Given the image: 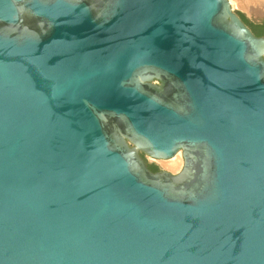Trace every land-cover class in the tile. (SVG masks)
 <instances>
[{
  "label": "water",
  "instance_id": "obj_1",
  "mask_svg": "<svg viewBox=\"0 0 264 264\" xmlns=\"http://www.w3.org/2000/svg\"><path fill=\"white\" fill-rule=\"evenodd\" d=\"M0 264H264V35L228 0H0Z\"/></svg>",
  "mask_w": 264,
  "mask_h": 264
},
{
  "label": "rangeland",
  "instance_id": "obj_2",
  "mask_svg": "<svg viewBox=\"0 0 264 264\" xmlns=\"http://www.w3.org/2000/svg\"><path fill=\"white\" fill-rule=\"evenodd\" d=\"M255 1H257V2H255ZM253 5L255 7H257L258 10L260 9V12H261L260 14L255 15L253 13H250L247 9H245L244 7H242L240 5L231 4L232 8L234 9V11L236 13L243 14L248 20L253 21V22H258V23H264V0H254ZM177 154L180 157V159H182L181 152L178 151ZM146 160L149 162V164H153V165L157 166L158 170L159 169H163V170H167V171H169L171 173H176L177 172V171L176 172H172V171L168 170L165 167V165H166L165 164V162H166L165 160H168V159H154V158H151V157H146Z\"/></svg>",
  "mask_w": 264,
  "mask_h": 264
},
{
  "label": "bare ground",
  "instance_id": "obj_3",
  "mask_svg": "<svg viewBox=\"0 0 264 264\" xmlns=\"http://www.w3.org/2000/svg\"><path fill=\"white\" fill-rule=\"evenodd\" d=\"M230 2V4H237L240 5L242 7H244L245 9H247L250 13H253L255 15L260 14V9L258 10L257 7H255L253 5L254 0H228ZM257 2V1H255ZM165 167L172 171V172H176L178 170H180V168L183 165V160L180 159V157L178 156V154H176L175 156H173L172 158L165 160Z\"/></svg>",
  "mask_w": 264,
  "mask_h": 264
},
{
  "label": "trees",
  "instance_id": "obj_4",
  "mask_svg": "<svg viewBox=\"0 0 264 264\" xmlns=\"http://www.w3.org/2000/svg\"><path fill=\"white\" fill-rule=\"evenodd\" d=\"M239 16L241 17V19L252 29V31L259 36H263L264 35V23H256L253 21L248 20L243 14H239ZM150 168L153 171H157L158 167L150 164Z\"/></svg>",
  "mask_w": 264,
  "mask_h": 264
},
{
  "label": "flooded vegetation",
  "instance_id": "obj_5",
  "mask_svg": "<svg viewBox=\"0 0 264 264\" xmlns=\"http://www.w3.org/2000/svg\"><path fill=\"white\" fill-rule=\"evenodd\" d=\"M256 23H258V22H256ZM251 29V28H250ZM252 30V29H251ZM148 167H149V169L151 170V168H150V164L148 163ZM153 171V170H152Z\"/></svg>",
  "mask_w": 264,
  "mask_h": 264
}]
</instances>
